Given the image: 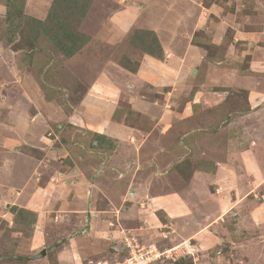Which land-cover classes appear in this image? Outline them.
I'll return each mask as SVG.
<instances>
[{"label": "rangeland", "instance_id": "1", "mask_svg": "<svg viewBox=\"0 0 264 264\" xmlns=\"http://www.w3.org/2000/svg\"><path fill=\"white\" fill-rule=\"evenodd\" d=\"M185 1L191 0H151V5H148L147 0H92L77 26L74 20L78 19L79 13L73 16L71 29L74 38L73 46H70H80L68 57L57 48L53 31L57 22L67 15L70 0H59L56 8L60 10L39 28L35 25L37 21L21 13L22 2L24 14L27 12L42 20L52 0H0V154L30 155L40 160L36 163L44 166L42 169L50 174L68 168V164L61 162V158L66 161L71 157L76 160L80 158V178L88 182L90 190L98 187L95 192L102 193L105 190L109 197L119 192L115 197L118 202L122 198L129 199L145 180L151 186L160 180V173H153L152 165L147 168V172H143L142 165L148 160L149 152V158L153 157L163 166L177 164L175 168L181 176H187L191 170L192 163L184 160L185 157L198 153L201 157L198 156L200 158L193 163V167L199 170L204 168L210 174L215 169L214 159L223 160L225 155L220 149L226 139L224 135L220 136L223 132L217 133L218 130L225 127L227 134L233 135V128L226 127L229 122H235L238 127H249L251 131H247L249 135L244 140H249L253 134L261 136L257 140V148L263 152L257 154L256 162H246L245 166L238 167L239 176L235 178L208 177V183L204 178H194L198 192L194 194L193 200L203 201V216H213L222 206L218 202V206L209 205V194L216 193L217 197L230 202L225 217L234 216L236 204L235 218L238 222L246 223L247 229L254 232L253 238L257 241L252 243L251 251L241 250V253L248 257L249 264H264V104L250 108L247 92L236 87L244 84L249 88L254 84L264 94V79L256 83L250 78L238 77L243 68L249 67L252 59L257 60L256 65L259 64L262 66L260 69L264 70V31L258 36L248 32L264 26V0ZM205 6H214V9H204ZM189 11L194 17L193 26H189V19L186 20L182 15ZM172 15H177L175 19L179 20L175 33L172 27L163 25H168ZM216 16H220V21L215 25ZM153 17L163 19L159 24L163 26L158 28L161 34L153 30L156 33H143L142 37L148 42L153 40L155 34L160 43L163 56L161 59L155 58L158 60L156 66L152 65L151 60H146V57L152 59L153 56L130 42L131 36L135 37L138 29H144L145 25L150 27V22H157L156 18L150 21ZM75 30L85 35L84 43L83 37L78 36ZM255 36L256 39L253 38ZM34 38L37 48L31 49ZM121 62L132 69L123 66ZM180 63L185 66L190 64V81L184 83V79H179V82L171 83L167 78L175 71L179 72ZM163 66L167 69H163ZM159 67L165 70L166 76ZM25 71L27 76L29 73L33 75L44 99L50 102L51 106L45 108L47 118L55 122L45 120L39 113L33 115L32 104L25 96L26 84L21 77ZM175 85L185 90L182 94L166 96L165 93ZM195 93H204L208 96V102H205L204 110L194 113L188 120L176 122L173 115L164 112L168 110L169 100L175 101L172 106L178 108L183 104L182 99L188 96L191 98ZM177 95L182 98L174 100ZM164 97L167 105L164 104ZM60 111L64 112L65 119L62 121ZM33 123L40 126H31ZM110 128L112 132L109 135L110 130L107 129ZM198 129L211 133L200 135ZM193 135H197V139ZM31 138L35 143H43V150L24 144ZM182 141L188 145L184 153L179 154L178 143ZM61 147L66 149V157L61 154ZM141 156L145 158L139 161L138 157ZM256 172H262L263 176L251 175ZM186 176L182 177L185 179ZM12 178L19 186L25 182L22 175ZM54 180L50 188L61 190V178ZM229 181H235V184L232 182L234 185L230 186ZM30 188L26 191L28 194ZM20 189L23 188L16 190L20 192ZM61 196L66 200L68 198L64 192L57 198L61 199ZM150 196L138 195L139 205L146 215L151 209L148 207ZM25 199L26 193L23 203ZM15 202L13 199L6 202L9 205L0 204V264H60L61 261V264H70L71 261L67 259L69 251L61 248L64 243L62 240L65 239L61 237H71L75 233L73 214L63 219L59 216L56 222L57 217L48 213L54 221L51 217L47 219L49 225L45 227V233L48 237L38 241L34 235L36 225L39 224L38 215L30 210L17 211L18 207L12 205ZM53 208L48 207L47 210L52 211ZM67 209L61 208L59 212ZM156 213L159 219L164 217L162 211ZM149 226L152 225H146ZM57 231L61 235L49 239V235ZM157 236L154 232L153 242L146 244L144 239L142 244L136 236L124 234L120 256H116L112 262L129 255L126 241L135 249L153 246L162 251L172 247L178 253L162 255L152 264L202 262L198 250L193 252L195 257L187 256L179 244L164 246L167 238L155 242ZM59 237L61 241L57 240ZM229 244V241L223 242L219 247H227ZM42 248H46L44 256L30 259ZM210 249L217 252L216 246L212 245ZM233 254H229L226 261L221 259L222 264H230L235 257ZM87 256L91 260L83 264L96 263L92 254Z\"/></svg>", "mask_w": 264, "mask_h": 264}, {"label": "crops", "instance_id": "2", "mask_svg": "<svg viewBox=\"0 0 264 264\" xmlns=\"http://www.w3.org/2000/svg\"><path fill=\"white\" fill-rule=\"evenodd\" d=\"M150 1L151 0H147V2H149L148 5H151ZM192 2H194V0L185 1V3ZM190 5L191 4H189V6ZM204 9H214V6H205ZM25 13L29 14L27 12ZM29 15L33 17L35 16L33 14ZM182 15L186 17V20L189 19V26H193L195 21L194 17L192 16V12H185ZM172 17L173 18L171 21H168V25L167 23L163 25H166L169 28L172 27L173 33H175L176 27L179 25V20L175 19V17L178 18L177 15H172ZM155 18L158 19L157 22L148 23L150 27L145 25L144 29L148 30L147 28H152V31L155 30L158 32V34H161L162 31H159L158 28L161 29V26H163L159 25L161 22H163V19L161 17H153L150 19V21H155ZM215 18L214 24L216 25V23L220 21V16H216ZM263 31L264 26H262L259 30H249L248 32L250 34L255 33V35L258 36L259 34L263 33ZM257 36L253 38L256 39ZM147 59L152 61V65H157V59H150L149 57H146V60ZM171 62H173V60ZM256 62L257 60L252 59L249 67L243 68L241 70L242 73H240L238 77L250 78L255 80L256 83H258L259 79H264V70L260 69L262 66L259 64L256 65ZM180 65L181 69L179 72L175 71L171 77L167 78L169 81H171V83L174 81L179 82V79H184V83H188V81H190V72L188 69L190 64L185 66L184 63H180ZM256 67L259 68L258 71ZM159 68L161 73L166 76L167 74L164 71L167 68L165 69L164 66L162 68L165 70H163L161 67ZM125 69L126 68H124V70ZM26 73L27 72L25 71L21 77L24 79L26 84L27 90L25 91V96L29 98L32 104L33 115H37L39 113L41 117L45 118V120L49 122H55L54 120L47 118L45 108L47 106H51L49 105L50 102L48 103V101L44 99L41 89L36 83V80H34L33 75L29 73V76H27L28 73ZM163 80L167 81L165 79ZM253 85H250L249 88L244 84L236 85V87L240 90L247 92V102L249 103L250 108H254L255 106L258 107L259 105L264 104V94L262 90L256 88V86ZM184 90L179 89L178 85H175L167 92H164H166V96H170V94H182ZM180 96L181 95H177V97L175 96L173 99L175 100L182 98ZM164 101L165 104L167 102L165 97ZM174 102L173 100H169L168 105L167 103L165 104L167 105L168 110H164V112L173 115V118L176 120V122H182L183 120H188L190 116L199 112L201 109L204 110V104L205 102H208V96H206L204 93H195L193 96H191V98L188 96L185 97L184 100L182 99L183 104L178 108H174L172 106ZM60 112L62 121L65 119L64 112ZM247 114L248 113L245 115ZM33 125L40 126L39 124L35 123H33L31 126ZM226 127H230V129L233 128L232 132L234 133L233 135H228L225 127L220 129V131L218 130L217 133L222 134L223 132V134L220 136L223 137L224 135L226 139V143L220 149L221 151L223 150V155H225L223 160L214 159L216 161V163H214V172H210L209 174V171L207 172L204 168L199 170L193 167V163L199 160L201 156L198 153H196L195 156H193L194 154L191 156L187 155L186 153L187 156L184 160H189L188 162H191L192 164L188 175H182L183 177L186 176L184 179L177 168H175L177 164L174 163L175 166L172 164L163 166L162 163L159 164V162H156L153 157L149 158L151 157V152H149L147 156L148 160H145L144 165H142L144 169L143 172H145L147 168L152 165L154 168V170H152L153 173H160V180H158V183L154 184V186L149 185L145 180V184L140 183L136 188L138 190L133 191V195L129 196V199L122 198L121 201L118 202H116L115 197L118 196L119 192L116 193V196L112 195L109 197L107 196L105 190L102 193L95 192L98 187L92 191L90 190L91 188L87 186L88 182H85L84 179L80 178L82 171L79 168L81 167V159L79 157L77 160L71 157L68 161H66L64 158H61V162L68 164V168L62 172L55 171L53 174H50L49 172L45 171L46 169H42L44 166H40L38 164L40 160H36V158L30 155L0 154V204L9 205V203L6 202L15 199L16 202L12 203V205L15 204L19 208L35 212L38 215L37 221H39V224L36 225V232H34V235L38 241H44L48 237H46L45 227L49 225L47 219L51 217L50 215L52 213L54 214L53 217H57V219L55 218L56 222L59 221V216H61L63 219L67 215L73 214L76 221L74 227L75 233L71 237L62 236L61 238H65L64 240H62L60 237L57 239L58 241H64V243L61 244V248L69 251L70 256L67 257V259L71 261L70 264H83L85 261L88 262L91 259L88 258L87 255L90 254H92V257H94V260L96 261L112 262L114 259H116V256H120L119 251L122 248L121 242L124 234L130 233L136 236L139 242L142 244H150L153 242L154 237H152V234L154 232L158 234L155 242L162 241L167 238L166 244L164 246H173L179 244L180 247L184 249V252L187 256L192 255L195 257L193 252L198 250L202 255V262L200 264H222L221 259L226 261L230 256L229 254L232 253H234L233 256L235 255V257H233L234 260L231 261L230 264H249L250 262L248 257L243 255L241 250L252 249V243L257 241L255 238H253L254 232L250 231V229H247L245 225L246 223L238 222V219L235 218L236 204L234 205V216L225 217V214H227V211L229 210L227 206L230 202H226L224 198L217 197L216 193L209 194L210 198H208V200L211 201H207L209 205L214 204V206H216V202H218L219 204L222 203V206L220 207V210L214 213L213 216H207V214L203 216V201L201 200L202 202H198L197 199L193 200L194 194L198 192L197 187L194 186V178H204L207 183L209 182L208 177L218 176L217 178L220 179L221 177L231 176L235 178L239 176L238 167L245 166L246 162H256L257 154L259 152H263L257 148V140L259 137H261L260 134H253V136L250 138L252 140H244L243 138L249 135L247 131H251L249 127H238V124L235 125V122H229ZM19 128L21 129V127ZM33 128L35 127H32V129ZM107 130H110V132L108 131V134L112 132L111 128ZM197 131H199L200 135L204 136L211 133H207L204 129H198ZM127 132H129V128ZM18 135L21 134L19 133ZM193 137L197 139V135H193ZM28 140L29 141H26L28 143L24 144H30L29 146H31V148L43 150L41 147L44 146L43 143H35L32 138ZM178 145V152L179 154H182L184 153V148H186L188 144H185V141H182L179 142ZM65 152L66 149L61 147V154L66 157L67 155H65ZM243 156H245L244 160L242 159ZM143 157L145 158V156L138 157V160L141 161ZM205 158L206 157H204V159ZM36 161H38V163H36ZM43 161L44 160L42 159L41 162ZM173 162L174 161H172V163ZM47 173H49V175H47ZM148 173L150 174L151 172ZM19 175L25 177V182L21 186H19L17 183L15 184L14 178H12ZM251 175L263 176L262 172L252 173ZM57 178H61V187H59L61 190L50 188L52 184L51 182H54V179ZM64 179L65 181H63ZM232 182L235 184V181H229L230 186L234 185ZM142 185L143 189L141 190ZM21 187L23 189H20V192L16 190ZM29 187H31V192L28 194L27 192L29 191ZM118 190L120 189L118 188ZM63 192L67 194V200L62 196L61 199L59 197L57 198V196ZM25 193L26 199L25 203H23L22 201ZM93 193L94 196L92 195ZM70 194L72 196H69ZM147 194H149V196L151 195L149 197L150 200L148 205V207L151 209L148 212V215L143 213V208L139 205L138 201V195L143 197L145 195L147 196ZM154 195H157V197H154ZM61 200L64 201L62 202V205ZM72 201H76V203L74 204ZM229 206H231V204H229ZM48 207L54 208L52 211H49L47 210ZM61 208L69 209L59 212L61 211ZM158 211H162L164 213V217L161 219L157 217L156 212ZM55 212H58L61 215ZM52 220L54 221V219ZM149 223L152 225L149 226L150 228L146 227V225ZM84 226H87V228L84 229ZM150 232L152 234H150ZM60 235V232L57 231L54 235L50 234L49 239L51 237L54 238ZM144 239L146 241L143 243L142 241ZM227 241L230 242V246L228 245L226 247V245H222L219 247L221 243ZM83 244L86 246L82 248ZM212 245L216 246L217 254L215 251L210 249ZM43 249H45L46 254V248H42L41 251ZM209 250L211 251L209 252ZM213 252L214 256H212ZM262 257L264 259V255ZM262 257L261 261L263 260Z\"/></svg>", "mask_w": 264, "mask_h": 264}, {"label": "trees", "instance_id": "3", "mask_svg": "<svg viewBox=\"0 0 264 264\" xmlns=\"http://www.w3.org/2000/svg\"><path fill=\"white\" fill-rule=\"evenodd\" d=\"M58 1L59 0H52V2L50 3V6L48 8L46 17L42 20L38 19L36 17L30 16V15L24 14L23 2L21 5V13L27 18L37 21L35 25L39 28V26L42 25L43 23L50 21L52 16L54 15V13H57L58 10H60V9L56 8ZM91 1L92 0H86L85 2H83V0H82V2H81V0H70L71 3L69 5H67V10H68L67 15L65 17L63 16V18H61V21L57 22L56 28H54L55 31H53V32H54L55 38L57 40L56 46L62 53H65L68 57H71L72 54H74V52L80 46L79 44L74 46V47L70 46V45L73 46V38H74V34H73L74 32L71 29V27H72L71 23H72V20L74 19L73 16L76 14V12L79 13L78 19L76 21L74 20V22L76 23V26H77L79 23V20L84 16L85 12L87 11V8H88ZM60 2H61V0H60ZM66 27H70V29L68 30ZM138 30H139L138 32L136 31L135 37H134V35L131 36V39H130L131 44L133 46L134 45L138 46L139 48L142 49V51L153 56L154 58L161 59L163 56V50H162L160 43L158 42V39L155 36V34L153 36V40L148 41V42L145 41L146 39L143 40V37H142L143 33H154V32L152 30H146V29H138ZM75 31H76L78 36L83 37L82 42L84 43L86 40L85 35L79 33L77 30H75ZM144 37L147 38L146 34L144 35ZM33 40L34 41H32V44H31L32 46H30L31 49L37 48L36 47V41H35L36 38H34ZM136 41L138 43H136ZM122 65L125 66L124 63H122ZM125 67H127V66H125ZM128 69H132V68H128ZM16 207L17 206L14 205V208H16ZM20 210H24L25 212H29V210L26 211V209H20L18 207L17 211H20ZM122 259H123V257H122ZM176 261L177 260H175V262Z\"/></svg>", "mask_w": 264, "mask_h": 264}, {"label": "built area", "instance_id": "4", "mask_svg": "<svg viewBox=\"0 0 264 264\" xmlns=\"http://www.w3.org/2000/svg\"><path fill=\"white\" fill-rule=\"evenodd\" d=\"M127 242V247L129 252L126 258H123L120 261L108 262V261H96L94 264H152L159 259L162 255H177L178 253L173 250V248L164 249L162 251L150 247H139L137 249L133 248V245Z\"/></svg>", "mask_w": 264, "mask_h": 264}, {"label": "water", "instance_id": "5", "mask_svg": "<svg viewBox=\"0 0 264 264\" xmlns=\"http://www.w3.org/2000/svg\"><path fill=\"white\" fill-rule=\"evenodd\" d=\"M45 254V249H43L41 252L33 255L32 257H30L31 259H34V258H38L40 256H43Z\"/></svg>", "mask_w": 264, "mask_h": 264}]
</instances>
